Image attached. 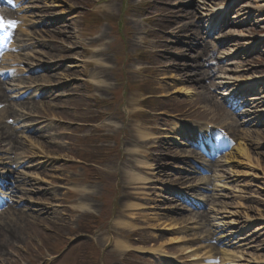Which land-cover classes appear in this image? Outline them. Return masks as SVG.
<instances>
[{
	"label": "rangeland",
	"instance_id": "374dc122",
	"mask_svg": "<svg viewBox=\"0 0 264 264\" xmlns=\"http://www.w3.org/2000/svg\"><path fill=\"white\" fill-rule=\"evenodd\" d=\"M205 3L215 10L225 7L224 15L230 18L219 20L220 31L211 38L206 33L217 19L204 22L188 42L179 30L192 14L194 21L205 19L204 11L195 9V4L204 8ZM231 4L232 0L23 3L16 18L29 23H19L14 34L30 44L14 53L22 62L14 66L13 77L0 76L6 83L5 96L0 97V133L7 132L8 141H15L14 155L5 154L11 147L2 139L0 159L27 158L30 179L16 184L12 203L0 209V264H164L159 257L163 251L188 264H264V114H259L264 113V89L252 99L260 111L256 114V107L248 106L252 114L242 117L263 122L254 127L263 136L245 137L240 132L246 127H239L241 122L227 108L231 101L223 98L226 90L220 85L226 68L238 71L240 66L242 72L230 75L243 79L264 73V46L259 52L242 53L244 42L226 44L233 30L264 35V9L261 15L252 12L249 23L240 17L247 7L264 8V0L239 2L237 10L228 8L227 13ZM229 21L238 26L227 27ZM234 51L240 52L238 58L223 61ZM44 63L48 65L35 69ZM183 72L192 78L199 72L198 85L186 80ZM44 74L50 77L41 82L48 85L47 95L19 98L29 91L17 88L20 82L28 88L33 84L29 78ZM201 85L211 95L210 104L205 91L197 88ZM28 101L35 106L18 112L27 114L25 124L47 121L20 137L14 130L13 109ZM207 121L224 125L235 143L222 158L214 162L207 157L200 165L201 156L197 150L188 151L189 142L203 132ZM139 132L149 140L135 143L134 139L142 140ZM131 142L139 151L134 159L154 171L144 169L138 176L126 152ZM241 148L248 151L249 162L237 153ZM195 164L207 173L192 172ZM145 176L151 183L145 184ZM216 177L225 180V198H213L216 192L211 188L219 191L215 185H220ZM203 178L211 180L208 191L203 185H198L199 192L189 190L191 203L202 198V208L187 211L183 200L167 192L168 186H194ZM218 211L228 213L223 217L216 215ZM197 213L210 218L191 220ZM215 217L219 220L212 221ZM117 221L132 226L123 228ZM219 223L222 229L215 227ZM226 240L231 242L228 247ZM117 241L131 248L123 253ZM224 249L236 254L235 263L224 259ZM54 256L59 259L50 263Z\"/></svg>",
	"mask_w": 264,
	"mask_h": 264
},
{
	"label": "bare ground",
	"instance_id": "6f19581e",
	"mask_svg": "<svg viewBox=\"0 0 264 264\" xmlns=\"http://www.w3.org/2000/svg\"><path fill=\"white\" fill-rule=\"evenodd\" d=\"M26 1H30V0H17V3H15V5H14V8H19V9H21L22 8V6H23V3L24 2H26ZM214 1H216V0H214ZM40 3H42V2H40ZM37 4H38V1H37ZM211 4H212V0H211ZM37 5H35L34 7H36ZM33 7V8H34ZM213 6H211V5H209L208 3H205L204 4V8H202V7H200L199 5H197V4H195V9L198 11L199 9L200 10H202V11H204V17H205V19H203V20H201V19H199V20H197V21H194V19H196L195 17H194V14H192V16L190 15L189 16V18H188V22L186 23V24H184L183 25V27L181 28V29H183V30H179V33L180 32H183V33H181V34H185L186 35V41H188V42H190V41H192V39H194V37H195V32L194 31H196V30H198L199 29V26L200 25H202L205 21H213L215 18L217 19V21L215 22V23H213V24H211L210 26V28H209V30L210 29H212V28H216L217 26H218V24H219V20L220 19H224V20H227L229 17L228 16H226L225 18H224V11H225V7H222L221 9H219V8H217L216 10L213 8ZM211 9V10H210ZM264 8L263 7H261V6H257L256 8H253V7H247V8H245L243 11H241L240 12V17L241 18H244V22L246 23H249V20H250V18H251V16H250V14H252V12H253V14H255L256 12L258 13L257 15H261V13H262V10H263ZM36 10H40V8H36ZM236 10H237V8H236ZM19 11V10H18ZM10 14H11V17L12 18H16V14H18L16 11H10L9 12ZM262 16H264V15H262ZM237 19V18H236ZM230 20V19H229ZM231 21H232V19H231ZM231 21H229V23H227L228 25H227V27H233V26H238V24H236V23H234V22H231ZM53 22H55V23H58V22H60V20L58 19V21H53ZM24 23L25 24H27V22L26 21H24ZM263 28V27H262ZM24 32H25V30H24ZM233 33L231 34L232 35V37L233 38H228L227 40H226V42H228V43H226L228 46L230 45V44H233V45H235V44H239V43H242V42H244V49L242 50V53H248L249 52V50H251L252 51V53L253 52H259L260 51V49L264 46V35L263 36H256V37H253V36H250V35H248V34H246L245 32H243V33H241V32H238V31H235V30H233L232 31ZM210 33H213V30H211V31H209L208 32V34H210ZM29 37H30V35H28ZM230 37V36H229ZM222 42L224 41V40H221ZM218 42H220V41H218ZM28 42H26V41H21V43H20V45H18V42L15 40V39H13V41H12V43L9 45V47H8V53L2 58V62H1V65H0V76H3V77H7L8 75L6 74V72H4V71H8L11 75H12V73L14 72V70H12L11 69V67L13 66V65H17V63H20V60H21V62H22V59L19 57V56H16V55H14L13 54V52H16L17 50H20V51H23L25 48H27L28 46H29V44H27ZM235 43V44H234ZM31 44H33V43H31ZM206 49H209L208 47H206L204 50H206ZM203 53V52H202ZM239 51H234V52H232V54L229 56V57H227V58H223V61H226V62H232L233 60H232V58H238L237 56L239 55ZM31 56V55H30ZM187 57H190L191 59H192V57L190 56V55H187ZM232 60V61H231ZM252 61H246V62H244L246 65H248L249 63H251ZM44 65H48L47 63H44V64H42V65H37V66H44ZM232 65V64H231ZM34 66H36V65H34ZM244 68V67H243ZM241 67L240 66H237V70L238 71H233V70H231V69H228V68H226V69H223L224 70V72H223V75L222 76H220V80H221V83H220V85L222 86V89H224V90H226V92H225V97H223V98H227V97H231V98H233L234 96H235V98L237 97L239 100H243L244 98V100L246 101V102H244V103H242L243 105H242V110H244L245 112H244V114L246 115H250V114H252V111H250L249 109L250 108H254V107H256V114H257V111H260L258 108V102H256V101H253L252 99L253 98H255L256 97V93L257 92H259V91H262L264 88H263V84H264V73H262V74H256V75H254L253 77H250V78H248V79H243V78H241V77H239V75L238 76H233V75H230V74H238V73H240V72H242L241 70ZM47 72V71H46ZM48 74H50V73H48ZM183 75H185V79L186 80H188V81H192V82H197V85H198V82L199 81H197V79H196V76L198 75V74H200L199 72H197L196 74H195V77L194 78H192L191 76H187V74L186 73H182ZM201 76H202V74H201ZM11 77V76H10ZM48 78H50V77H48V75H46V74H44V75H42L40 78H29V80L30 81H32L33 82V84H32V86H29L28 88H24V87H27V86H25L24 84H23V82L21 83L20 81V84L17 86V88H19L21 91L22 90H26V89H28L29 91L27 92V93H23V94H20V96H19V98H21V96H22V98H25V99H29V98H33V99H38V95H39V93H40V91H42L43 93H46L47 91H45V89H38L39 87L38 86H42V85H45L44 87H48V85L46 84V83H44V84H41V82H43L44 80H46V79H48ZM208 77H207V75H205V76H203V79H207ZM28 79V78H27ZM213 83V82H212ZM95 84H96V86H101L100 85V82H95ZM49 86H52V85H49ZM197 88H202L205 92H204V96H206V98H207V102H209V104H210V100H211V95H210V93L208 92V90H207V88L206 87H204V86H197ZM8 91V90H7ZM11 93H12V91H11ZM22 93V92H21ZM38 93V94H37ZM252 93V95L251 96H249L248 97V95L249 94H251ZM47 94V93H46ZM46 94H44V95H46ZM5 95H4V92H3V86H2V81H0V97H4ZM233 96V97H232ZM9 98V97H8ZM13 98H16V97H13ZM35 106L33 103H30L29 101L28 102H23V103H21V105H15V107H19V108H21L20 110H18V109H15V107H14V109L13 110H15V113L13 112V119H14V126L15 125H17L15 128H14V130L17 132L18 131V134H20L21 136L20 137H22V135L24 136L25 134H26V132L28 133V132H31V130H32V127H33V125H35V124H31V125H27V124H25L26 122H24V119L26 118V113H23L24 115H21L20 116V114L19 113H22V111H24V110H26V111H28V110H30V108L29 107H31V106ZM250 105V106H249ZM32 106V107H33ZM226 106H227V108L229 109V111H231V113L234 115V114H236V115H238L237 114V112L236 111H234V110H232L233 108H232V105H230V104H228V103H226ZM236 106H240V103H238V102H236ZM245 106H249V109H247L246 110V107ZM231 108V109H230ZM7 109L10 111V106L9 107H7ZM258 109V110H257ZM19 112V113H18ZM259 114H264V113H259ZM258 114V115H259ZM239 117H238V119H239V121L241 122L240 123V125H239V127L241 126V127H246V129H243L242 131L238 128V129H236L235 130V134H237V133H239V131H241L240 133L241 134H243V135H245V137H248V136H251V135H254V136H256V137H259V138H261L262 136H263V133L262 132H260V131H256V129H254V127L255 126H263L262 124H263V122L262 123H259V124H256L255 123V119L254 120H251V121H242V119H241V116L240 115H238ZM251 117V116H250ZM259 118H261V117H259ZM1 119V118H0ZM3 120H4V118H3ZM46 121V120H45ZM247 122V123H246ZM250 122V123H249ZM39 123H41V121L39 122ZM44 123V122H43ZM25 124V125H24ZM42 124V123H41ZM51 124V123H50ZM4 128V124H0V129H3ZM9 128V127H8ZM10 133H11V129H10V131H9ZM138 136L142 139V140H137V139H134L133 141L135 142V143H141L140 141H143V142H145V141H148L149 139L148 138H150V137H148V135L147 134H144V133H142V132H139V134H138ZM2 139H4V140H6L7 141V143H6V145H8V146H10V147H12V146H14V142L15 141H11V142H9L8 140L10 139V137L8 136V134H7V132H2V133H0V145L2 146V144H1V142H3L2 141ZM28 141V140H27ZM134 142H131L130 143V149H128L129 151H127L126 150V152H128L129 154V157L130 158H132V159H134L135 157L134 156H138L139 155V151H138V149H136V148H134V146H136L135 144H134ZM191 149V148H190ZM191 151V150H190ZM9 153H11V151L9 150ZM237 153L241 156L242 155V157H240V158H243L244 159V157H246L245 159H246V161H250L252 158L250 157V155L248 154V151L247 150H245V149H237ZM23 158V157H22ZM23 159H25V158H23ZM14 160V159H13ZM131 162L133 163V165L131 166L134 170H138L137 171V173L139 174L138 176H140L141 175V173H142V170H151V171H154L155 169H152V167H148V168H145L146 167V163L144 164V163H142V162H140V161H138V160H136V159H134V161L133 160H131ZM243 162V161H242ZM15 163V162H14ZM16 165H17V169L16 170H18L19 168H28V164H27V162H25V160L24 161H21L20 159H18V161L15 163ZM33 168V167H32ZM29 169V168H28ZM20 171V170H19ZM14 172V173H12V175L13 174H18L17 175V177L15 178V183H19L20 185H22L24 182L26 183L27 181H29V179H30V175L25 171V170H21L20 172ZM141 172V173H140ZM193 172H196V170H194ZM236 172H238V171H236ZM7 173H8V171H7ZM189 174H192V173H189ZM28 177H29V179H28ZM13 178H14V176H13ZM218 177H216V179L214 178V181L215 182H217V183H220V185H215L216 187H218L219 188V191H217V190H213L212 188H211V190H212V192L213 191H215L216 193L213 195V198L214 199H218V198H225L224 196H223V194H221L224 190L226 191L227 190V188H226V183H225V180H224V178H222L221 180H219V179H217ZM143 180H144V182H147V183H145V184H149V183H151V178H149V177H143ZM188 179H186V181H187ZM200 181V182H199ZM198 181V183H196L194 186H196L195 188H193L192 186L190 187V188H188V189H191V191H197V190H194V189H196V188H198V185H204V186H206L207 187V189H204V190H206V191H208V188L210 187L209 186V184L211 183L209 180H206L205 181V179H201V180H199ZM220 181V182H219ZM167 185V184H166ZM166 187V186H165ZM17 188V187H16ZM179 188V193L180 192H182V188L181 187H178ZM210 190V191H211ZM168 193L170 192L171 193V191H167ZM178 193V192H177ZM183 194V193H182ZM184 196H189V198H191L192 199V197L189 195V193L187 192V194L185 193V194H183ZM198 200H202V198H198ZM201 201H197L196 203H197V205H200L201 203H200ZM207 203H209V201H207ZM215 212V211H214ZM224 213H228V212H222V211H218V213H216V215H218V214H221V215H223V217H225V215L226 214H224ZM228 215V214H227ZM229 215H231L230 213H229ZM210 218L207 214L205 215V214H200V213H197V215L196 216H194V217H192L191 218V220H194V219H200V221H202V222H204L205 220V218ZM228 217V216H227ZM132 219H134V218H132ZM217 220H219L218 219V217H215V218H213L212 219V221H217ZM258 222H261V221H258ZM117 224H118V226H120V227H123V228H130L131 226H132V224L131 223H126V222H121V223H118V221H117ZM122 225V226H121ZM217 226V228L218 229H220L221 228V224L219 223V224H217L216 225ZM236 226V225H235ZM233 232H235V231H233ZM116 244L119 246L118 248H119V251H121V252H123V253H125V252H127L128 250H129V248H131L127 243H123V242H120V241H117L116 242ZM223 244H225V241L223 242ZM230 244H231V242H230V240H228V241H226V246L228 247V246H230ZM148 251H150V250H148ZM222 254L224 255V259L227 261V260H229L230 261V263H235V260L237 259L236 258V254H233L232 252H230V251H226L225 249L222 251ZM168 255V254H167ZM205 255V254H204ZM171 256V258H172V255H170ZM177 264H180V263H177Z\"/></svg>",
	"mask_w": 264,
	"mask_h": 264
},
{
	"label": "snow or ice",
	"instance_id": "6c2138e0",
	"mask_svg": "<svg viewBox=\"0 0 264 264\" xmlns=\"http://www.w3.org/2000/svg\"><path fill=\"white\" fill-rule=\"evenodd\" d=\"M9 24H10V26L12 28H15L16 27V22L15 21H10ZM3 26H4L3 18L0 17V27H3Z\"/></svg>",
	"mask_w": 264,
	"mask_h": 264
}]
</instances>
